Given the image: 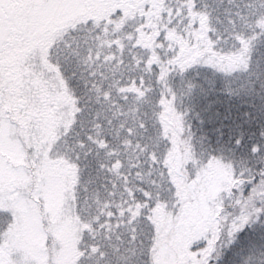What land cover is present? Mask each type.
Segmentation results:
<instances>
[{"label": "snow or ice", "instance_id": "6c2138e0", "mask_svg": "<svg viewBox=\"0 0 264 264\" xmlns=\"http://www.w3.org/2000/svg\"><path fill=\"white\" fill-rule=\"evenodd\" d=\"M0 264H264V0H0Z\"/></svg>", "mask_w": 264, "mask_h": 264}, {"label": "trees", "instance_id": "16d2710c", "mask_svg": "<svg viewBox=\"0 0 264 264\" xmlns=\"http://www.w3.org/2000/svg\"><path fill=\"white\" fill-rule=\"evenodd\" d=\"M243 81H237L234 86L241 87ZM202 105L208 106L205 115V128L209 135L215 141L218 138L228 140L231 133L236 130V125L241 121H245L244 128L249 132V136L253 139L252 134L259 126V121L256 120L253 124L246 122L245 114L248 112H256V105L259 104V99L253 100L252 97L244 95L228 96L227 93L221 91L219 87L213 92H210L201 101Z\"/></svg>", "mask_w": 264, "mask_h": 264}]
</instances>
